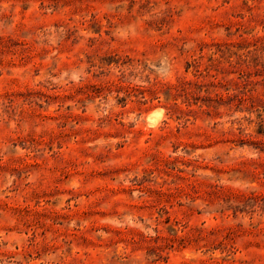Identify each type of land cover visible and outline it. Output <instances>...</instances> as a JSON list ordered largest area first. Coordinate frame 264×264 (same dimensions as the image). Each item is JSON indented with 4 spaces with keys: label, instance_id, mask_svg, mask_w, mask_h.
<instances>
[{
    "label": "rangeland",
    "instance_id": "374dc122",
    "mask_svg": "<svg viewBox=\"0 0 264 264\" xmlns=\"http://www.w3.org/2000/svg\"><path fill=\"white\" fill-rule=\"evenodd\" d=\"M0 264H264V0H0Z\"/></svg>",
    "mask_w": 264,
    "mask_h": 264
},
{
    "label": "bare ground",
    "instance_id": "6f19581e",
    "mask_svg": "<svg viewBox=\"0 0 264 264\" xmlns=\"http://www.w3.org/2000/svg\"><path fill=\"white\" fill-rule=\"evenodd\" d=\"M148 119L149 120H155V117L154 116H152L151 114L148 116ZM151 122V121H150Z\"/></svg>",
    "mask_w": 264,
    "mask_h": 264
}]
</instances>
